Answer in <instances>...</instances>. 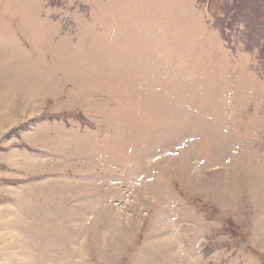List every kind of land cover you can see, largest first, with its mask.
<instances>
[{"label":"rangeland","instance_id":"rangeland-1","mask_svg":"<svg viewBox=\"0 0 264 264\" xmlns=\"http://www.w3.org/2000/svg\"><path fill=\"white\" fill-rule=\"evenodd\" d=\"M233 1L0 0V264H264V2L224 40Z\"/></svg>","mask_w":264,"mask_h":264},{"label":"trees","instance_id":"trees-1","mask_svg":"<svg viewBox=\"0 0 264 264\" xmlns=\"http://www.w3.org/2000/svg\"><path fill=\"white\" fill-rule=\"evenodd\" d=\"M202 3H205L207 6H209V3L212 2V0H199ZM234 3L237 4V6H242V11L238 12V13H234V14H228L226 12H221V16L225 17L224 19H217L218 21H220V27L219 30L223 35V31L226 30L225 32H231L233 29L231 27L232 23H240V21L246 20L248 19V17H250L249 13L247 12L250 5L256 4V3H263L264 0H234ZM236 9H238V7H236ZM231 12V10H230ZM229 12V13H230ZM212 15H214L213 12H211ZM232 16L231 19H228L227 17ZM236 21V22H234ZM217 22V21H216ZM218 23V22H217ZM223 37H225L223 35ZM262 52H264V50H262Z\"/></svg>","mask_w":264,"mask_h":264}]
</instances>
